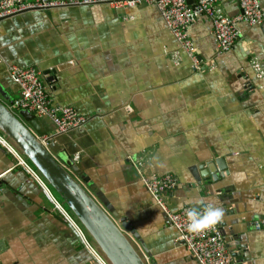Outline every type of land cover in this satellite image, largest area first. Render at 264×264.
Listing matches in <instances>:
<instances>
[{"label":"crops","instance_id":"1","mask_svg":"<svg viewBox=\"0 0 264 264\" xmlns=\"http://www.w3.org/2000/svg\"><path fill=\"white\" fill-rule=\"evenodd\" d=\"M238 2L217 6L231 18ZM238 29L233 49L217 55L208 17L188 27L198 71L151 5L96 3L0 20L6 97L20 96L8 66L34 65L54 103L87 118L57 142L72 160L79 156L73 161L97 202L126 220L135 236L116 224L148 264H198L141 184V177L165 174L178 182L164 197L172 212L200 201L201 209L221 208L230 264H264V78L252 68L264 61V24ZM40 121L54 134L49 120ZM214 161L223 177L207 183ZM95 258L39 181L0 147V264H99Z\"/></svg>","mask_w":264,"mask_h":264},{"label":"built area","instance_id":"2","mask_svg":"<svg viewBox=\"0 0 264 264\" xmlns=\"http://www.w3.org/2000/svg\"><path fill=\"white\" fill-rule=\"evenodd\" d=\"M219 0H194L188 4L186 0H0V20L9 19L15 15L27 11H43L74 7L87 4L106 3L113 6H154L161 15L167 29L173 35L180 48L191 60L195 70L200 71L202 64L197 55L193 42L188 35V27L196 21L200 15L209 18L212 24V36L216 44L217 55L228 52L236 45L240 31L239 23L249 26H261L264 24V10L259 6L258 0H239V13L235 17H224L217 3ZM4 62L0 54V63ZM252 68L258 77L264 78V61L255 60ZM11 81L18 86L20 97L13 102L15 110H24L36 117L47 118L54 126L53 136L65 135L73 130L82 129L87 118L78 114L69 106H54L47 97V88L43 83V77L34 67L23 68L11 64L7 68ZM0 147L6 150L16 161V164L24 168L41 184L44 192L52 202L55 211L65 222L71 224L83 240L85 248L93 254L99 264H107L97 250L89 242L86 234L77 221L71 216L65 206L55 197L51 188L41 179L38 172L0 135ZM79 160L76 154L73 158ZM141 184L151 196L154 204L161 210L169 223L177 230V243L182 244L198 264H230L231 254L225 250V240L221 236L220 227L216 222L211 227L198 233H190L186 230L185 213L189 208H183L178 212H172L164 201L167 194L173 193L177 186V180L170 174L161 176L141 177Z\"/></svg>","mask_w":264,"mask_h":264},{"label":"water","instance_id":"3","mask_svg":"<svg viewBox=\"0 0 264 264\" xmlns=\"http://www.w3.org/2000/svg\"><path fill=\"white\" fill-rule=\"evenodd\" d=\"M186 2L193 4L194 0ZM6 96L9 97V94L0 84V135L31 164L61 199L102 259L107 264H148L139 248L118 227L116 219L135 236L132 228L124 218L119 219L97 202L96 189L72 158L66 156L67 153L58 144L57 137L48 134L36 115L24 110H17L19 115H16L11 109L13 100ZM60 152L65 161L58 157L61 156ZM208 168L213 176L206 180L207 183H215L223 177L221 173L225 168L220 161H214ZM78 180L86 183L88 189Z\"/></svg>","mask_w":264,"mask_h":264},{"label":"clouds","instance_id":"4","mask_svg":"<svg viewBox=\"0 0 264 264\" xmlns=\"http://www.w3.org/2000/svg\"><path fill=\"white\" fill-rule=\"evenodd\" d=\"M200 204H203V201L196 202L185 213L187 220L186 230L190 233H198L211 227L218 222L223 215L221 208L212 204H207L201 209L199 206Z\"/></svg>","mask_w":264,"mask_h":264},{"label":"trees","instance_id":"5","mask_svg":"<svg viewBox=\"0 0 264 264\" xmlns=\"http://www.w3.org/2000/svg\"><path fill=\"white\" fill-rule=\"evenodd\" d=\"M16 65V64H15ZM19 66V65H18ZM27 67H34V68H36L37 69V67H35L34 65H31V66H27ZM27 67H23V68H27ZM38 70V69H37ZM43 83H44V85L46 86V84H45V82L43 81ZM46 88H47V97L50 99V101H51V104L52 105H56V106H60V105H57V104H55L54 103V101H53V99H52V97H51V94H50V89L46 86ZM20 97V96H19ZM18 97V98H19ZM17 98V99H18ZM40 119H43V120H45V119H47V118H40ZM48 120V119H47ZM28 162V161H27ZM29 163V162H28ZM30 164V163H29ZM31 165V164H30ZM65 206V205H64ZM67 210H68V212L70 213V210L67 208V207H65ZM71 214V213H70ZM71 216H72V214H71ZM73 217V216H72ZM74 218V217H73ZM75 219V218H74ZM87 238H88V240L90 241V243L92 244V242H91V240H90V238L87 236ZM93 245V244H92Z\"/></svg>","mask_w":264,"mask_h":264},{"label":"rangeland","instance_id":"6","mask_svg":"<svg viewBox=\"0 0 264 264\" xmlns=\"http://www.w3.org/2000/svg\"><path fill=\"white\" fill-rule=\"evenodd\" d=\"M14 102V101H13ZM74 109V108H73ZM75 110V109H74ZM76 111V110H75ZM77 112V111H76ZM14 113L16 115H19L17 111H14ZM78 113V112H77ZM52 190V189H51ZM53 194L55 195V197L61 202V199L55 194V192L52 190ZM62 203V202H61Z\"/></svg>","mask_w":264,"mask_h":264}]
</instances>
